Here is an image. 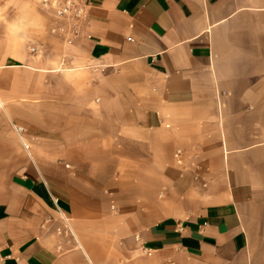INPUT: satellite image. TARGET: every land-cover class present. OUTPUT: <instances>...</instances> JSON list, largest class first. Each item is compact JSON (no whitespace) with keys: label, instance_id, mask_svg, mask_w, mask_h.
<instances>
[{"label":"crops","instance_id":"obj_1","mask_svg":"<svg viewBox=\"0 0 264 264\" xmlns=\"http://www.w3.org/2000/svg\"><path fill=\"white\" fill-rule=\"evenodd\" d=\"M85 1L0 0V264H264V0Z\"/></svg>","mask_w":264,"mask_h":264},{"label":"built area","instance_id":"obj_2","mask_svg":"<svg viewBox=\"0 0 264 264\" xmlns=\"http://www.w3.org/2000/svg\"><path fill=\"white\" fill-rule=\"evenodd\" d=\"M38 3L52 17L51 33L62 37L67 44L80 36L87 17L88 4L85 0H39ZM14 128L18 132L22 131L19 126Z\"/></svg>","mask_w":264,"mask_h":264},{"label":"rangeland","instance_id":"obj_3","mask_svg":"<svg viewBox=\"0 0 264 264\" xmlns=\"http://www.w3.org/2000/svg\"><path fill=\"white\" fill-rule=\"evenodd\" d=\"M34 0H32V2H33Z\"/></svg>","mask_w":264,"mask_h":264}]
</instances>
